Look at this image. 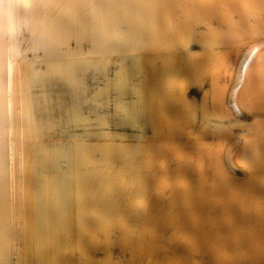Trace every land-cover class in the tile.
Listing matches in <instances>:
<instances>
[{"label": "bare ground", "instance_id": "bare-ground-1", "mask_svg": "<svg viewBox=\"0 0 264 264\" xmlns=\"http://www.w3.org/2000/svg\"><path fill=\"white\" fill-rule=\"evenodd\" d=\"M26 2L0 29V264H264V185L243 171L231 181L230 150L252 148L264 182V0ZM164 68L185 77L188 96ZM130 112L140 131L114 132L110 151L105 131ZM190 112L227 140L223 155L174 147L186 125L202 133ZM162 161L168 213L148 186ZM222 212L230 223L213 236Z\"/></svg>", "mask_w": 264, "mask_h": 264}, {"label": "water", "instance_id": "water-1", "mask_svg": "<svg viewBox=\"0 0 264 264\" xmlns=\"http://www.w3.org/2000/svg\"><path fill=\"white\" fill-rule=\"evenodd\" d=\"M200 26H202L201 23H199L198 26H196L197 29H199ZM199 36H201V34H199ZM199 38L197 39V42H199V43H203V42L205 43L206 42L203 37H201V39H199ZM194 45L197 46L198 44H194ZM191 48H189L188 55L190 54V52L192 50ZM226 65H227L226 67L221 68V72L223 73L224 76H227V78L229 79L230 78L229 70L231 68L234 69V63L232 61H228L226 63ZM164 71H165L166 77H168V76L174 77V79H172V80H174L173 83H170V84H176L175 92L177 94L184 95V97L188 96L190 91L181 90L182 85H183L182 81H183V83H186L185 77L183 75H179L177 77V71L175 69L169 70L167 68H164ZM216 89H217L218 93H219V91H223V90H221L220 86H217ZM227 97H228L227 99H229V94L227 95ZM214 104L215 103H213L212 106H214ZM222 104L224 106H226V103L222 102ZM189 106H190L189 104L185 105V103H184L182 108L186 111L189 108ZM110 107H109L110 110H112L114 112L116 107H115L113 102L110 103ZM119 109L121 110L122 107H119ZM130 113L126 114L125 116H123V115L120 116L119 117L120 123L118 125L111 123V125H110L111 135L108 132V130L105 131V137H109V138H111L110 140L113 141V143H111L109 141V144H108V149L110 151L112 149L118 150L117 146H114V140L115 139L113 137L117 138V142L120 141V137L117 134H114V132H117V133L127 132L128 134H131L132 137H135V134L137 133V131H140L139 126H137V129L135 130V127H136L135 124L137 123L138 120L136 119V116L133 113H131V114ZM196 113H200L201 115L204 116V114L201 111H197L194 114H196ZM194 114L192 112H190L189 115H186V119H187L186 122H189L191 124L192 128L195 127V128L200 129L202 133L200 135H197V134L193 135L189 129L190 126L186 125L184 127L183 131L180 133V135L176 134V138H174V139L177 140L178 141L177 143H179V144H175L174 147L178 146L180 150L186 151V156H189L190 152L196 153V151H198L201 159L206 155L209 159H211L210 161H212L213 159L211 157V154L214 153V154H218V155H223L224 151H227L229 143L226 142L227 140H225L224 138H222V139L218 138V137L212 138L210 136L205 135V131H204L205 129H202L201 124H200V122H202V119L204 120V118L202 116H196L195 121H194ZM248 118H249V115L240 114V115H235V117H233V121L237 125V124H240L241 120L246 121ZM125 119H127V120H125ZM128 119H130L131 122H128ZM116 128H118V130H116ZM98 135H100V134H98ZM235 136H237V135H235ZM180 138H183L186 140L187 143H185V144L188 145V147L186 149L182 147L181 144L183 142H180ZM207 143H209V146L207 145ZM239 144L240 145H238V146H240L239 150H241V153H238L235 147L234 148L232 147L230 149L231 154H232L231 156L233 157V161L231 163L232 167L230 166L231 170H232V176H233L231 181H236L238 179L237 177L242 175L241 171H243V176H246L248 178V180H251L252 178H257V180L261 183V185H264V182H263L262 176H261V170H260L259 162L256 160V158H254L255 153H254L253 149L248 148L247 146L243 145L242 143H239ZM223 146L226 147V149H224ZM192 147H194V150L192 149ZM172 149L175 150L174 148H172ZM240 157L245 161V163L243 165H239L237 163V158H240ZM197 161L198 160L194 156H192V158L189 159L190 163H189L188 167H192L194 169V172H195L194 178L196 181L200 182V180H202L201 176H200V171H199L201 169V165H198ZM107 163H108L107 165L109 167H111V165H112L111 162H107ZM227 163H228V159H227ZM170 169H171V164H170V168L167 170V168L165 166V161H162L159 164L157 171L155 173V175H157V176L155 178L153 176L152 181L148 185L149 189H150L149 193H151L159 201L164 203L163 205L165 206L166 213L170 212V209H171L170 199H168L171 196V191L168 189V187H169L168 186V177H169V172L171 171ZM251 172H253V173H251ZM117 184H118V188L121 192L127 191L123 182H121L120 180L119 181L117 180ZM223 187H224V189L225 188L228 189V187H226V185H223ZM161 188H163L166 193L165 192L160 193ZM142 193L144 196H146L147 191L145 190V192L143 191ZM191 198L192 199H189V198L188 199L194 203L196 196L191 197ZM227 201H228V203H230L232 205L237 204V200H235L234 196L233 197L231 196L230 198H228ZM183 204H184V202H183ZM184 207H186L187 210H190L191 207H192V209L194 208L193 205H191V207H189V202H185ZM219 220L221 221V223H219V225L217 226V230L211 228L210 234L213 236H221V231L224 232L225 231L224 228H226V226L230 223V222L226 221L224 212H222V215H221V217H219ZM183 242H184L183 245L185 246V248L187 249V251L191 255V253L193 252V248H192L191 244H189L184 239H183ZM206 243H208V242H206Z\"/></svg>", "mask_w": 264, "mask_h": 264}, {"label": "snow or ice", "instance_id": "snow-or-ice-1", "mask_svg": "<svg viewBox=\"0 0 264 264\" xmlns=\"http://www.w3.org/2000/svg\"><path fill=\"white\" fill-rule=\"evenodd\" d=\"M34 5L27 3L26 0H0V9L4 10L3 19H0V29L13 24L15 22V12L21 8L32 7ZM74 88V104L71 110V121L79 122L85 119L83 112L79 106V88L80 82L78 80H73L72 82Z\"/></svg>", "mask_w": 264, "mask_h": 264}]
</instances>
